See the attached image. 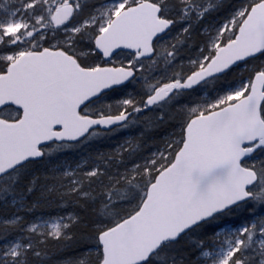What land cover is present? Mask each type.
<instances>
[{"label": "snow or ice", "instance_id": "1", "mask_svg": "<svg viewBox=\"0 0 264 264\" xmlns=\"http://www.w3.org/2000/svg\"><path fill=\"white\" fill-rule=\"evenodd\" d=\"M0 264H264V0H0Z\"/></svg>", "mask_w": 264, "mask_h": 264}, {"label": "trees", "instance_id": "2", "mask_svg": "<svg viewBox=\"0 0 264 264\" xmlns=\"http://www.w3.org/2000/svg\"><path fill=\"white\" fill-rule=\"evenodd\" d=\"M128 133L127 132H121V133H118L117 135H116V137H114L113 139H117V138H121V137H123V136H125V135H127ZM110 141H105L104 142V144L102 145L103 147H108V146H110Z\"/></svg>", "mask_w": 264, "mask_h": 264}]
</instances>
